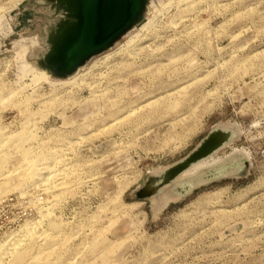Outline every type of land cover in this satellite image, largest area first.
Here are the masks:
<instances>
[{
    "label": "rangeland",
    "instance_id": "rangeland-1",
    "mask_svg": "<svg viewBox=\"0 0 264 264\" xmlns=\"http://www.w3.org/2000/svg\"><path fill=\"white\" fill-rule=\"evenodd\" d=\"M63 13L0 0V264H264V0H148L110 49L39 78ZM220 126L235 137L205 167L239 173L158 211L135 197Z\"/></svg>",
    "mask_w": 264,
    "mask_h": 264
},
{
    "label": "water",
    "instance_id": "water-1",
    "mask_svg": "<svg viewBox=\"0 0 264 264\" xmlns=\"http://www.w3.org/2000/svg\"><path fill=\"white\" fill-rule=\"evenodd\" d=\"M63 11L64 19L57 24L49 39V51L38 60L37 66L56 78L73 75L87 61L110 49L130 31L143 17L148 0H41ZM222 129H214L185 159L165 170L161 175L149 177L146 184L135 193L139 200L159 196L162 190L197 162L215 154L231 142ZM237 171L224 172L227 165L221 164L205 169L203 175L193 177L195 186L182 190L175 188V196L185 195L196 186L219 177L239 173L246 167L241 159ZM190 179V178H188Z\"/></svg>",
    "mask_w": 264,
    "mask_h": 264
},
{
    "label": "bare ground",
    "instance_id": "bare-ground-1",
    "mask_svg": "<svg viewBox=\"0 0 264 264\" xmlns=\"http://www.w3.org/2000/svg\"><path fill=\"white\" fill-rule=\"evenodd\" d=\"M41 75H40V77L39 78H42V79H44L46 76H47V74L49 73V72H47L46 70H43V69H41ZM46 74V75H45ZM50 74V73H49ZM150 96V95H149ZM146 98V97H145ZM221 129L222 128V130H224V131H226V133L229 135V136H231V137H235L234 136V132H235V130L234 129H232V127H230V126H220V127H217V129ZM231 130H233V131H231ZM235 153V152H234ZM237 153V152H236ZM214 155V154H213ZM213 155H211V156H208L207 158H205V159H203V160H201V161H199V162H197L196 164H194L191 168H189L187 171H185L183 174H181V176H179V178L177 179V180H175L174 182H173V184H171V185H169V186H166L163 190H162V193L161 194H159V196H156V197H153V199L154 200H160V199H162V198H165L164 200L165 201H170V200H173L175 197H173L172 196V194L171 193H166V191L168 190V189H170V188H174V187H177V186H182V188H179V190H182L183 188H185V187H187V186H195L197 183H196V181L197 180H194L195 178H193V177H195L196 175V177H199V176H201V175H203L202 173H203V171L205 170V169H211V168H213V167H215V166H218V165H221V164H224V165H227V168L228 169H226V170H224V172H229V171H232V172H235V171H237V168H236V166H237V164L235 163V162H238V163H241V160L238 158L236 161H234V159H232V161L231 162H223V163H215V164H211V167L209 166L208 168L207 167H205L206 165L204 164V163H206V161H208V159H211V157L213 156ZM238 155V154H237ZM215 157V156H214ZM218 159V158H217ZM218 162V161H217ZM220 162V161H219ZM172 167V166H171ZM161 175V174H160ZM63 178V177H62ZM188 178H190V179H188ZM159 201V202H157L158 204H161V205H165V201ZM175 201V200H174ZM32 231V233L34 232L33 231V229L31 230ZM31 231H28L29 233L31 232ZM26 232V231H25ZM28 232H26V234L28 233ZM27 234V235H31V234ZM33 234H35V232L33 233ZM23 235V236H22ZM36 235H37V233H36ZM21 236L22 237H24V236H26V235H24V234H22L21 233ZM17 237H19V239H16ZM15 236V240L13 239V241L11 242V243H9L10 244V246H8L5 250H3V252L4 253H1V255H3V254H6V257H7V255H9V253L10 252H15L16 250H17V248L19 247V245H22L21 244V242H22V237L20 238V234H19V236ZM27 237V236H26ZM30 237V236H29ZM28 238V237H27ZM9 242V241H8ZM8 244V245H9ZM7 246V245H6ZM4 247H5V245H4ZM2 249V248H1ZM2 251V250H1ZM4 256V255H3ZM2 256V257H3ZM11 256V255H10ZM1 256H0V259L2 260L3 258H2Z\"/></svg>",
    "mask_w": 264,
    "mask_h": 264
},
{
    "label": "crops",
    "instance_id": "crops-1",
    "mask_svg": "<svg viewBox=\"0 0 264 264\" xmlns=\"http://www.w3.org/2000/svg\"><path fill=\"white\" fill-rule=\"evenodd\" d=\"M240 165V164H239ZM176 182V181H175ZM206 184V183H205ZM202 185H204V184H202ZM175 188L176 187H174V188H170V189H168L167 191H166V193H171L172 194V196L173 197H177V196H175ZM177 188L179 189V188H182V186H177ZM165 198H162V199H160V200H154V209L156 210V211H158V210H160V209H162L163 207V209H166V208H168V206H169V204L171 203V200L170 201H165L164 200ZM165 201V205H161V204H158L157 202H159V201ZM146 203L145 202H142V203H140L138 206H143V205H145ZM132 206H135L136 204H131Z\"/></svg>",
    "mask_w": 264,
    "mask_h": 264
}]
</instances>
